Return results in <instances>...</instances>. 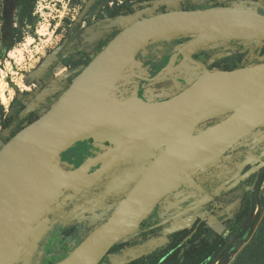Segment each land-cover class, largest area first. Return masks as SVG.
Returning a JSON list of instances; mask_svg holds the SVG:
<instances>
[{
    "label": "water",
    "instance_id": "95a60500",
    "mask_svg": "<svg viewBox=\"0 0 264 264\" xmlns=\"http://www.w3.org/2000/svg\"><path fill=\"white\" fill-rule=\"evenodd\" d=\"M97 1L88 0L82 15ZM168 1H158L154 8ZM141 16L137 12L109 19L105 28L124 29L76 76L49 111L1 147L0 264L32 257L62 198L89 187L125 161L138 159L159 138L173 134L167 150L149 164L109 217L57 263L100 264L113 246L137 230L160 200L264 126V63L217 72L196 63L201 74L170 101L147 103L131 98L121 102L116 97L125 69L148 43L191 37L182 50L185 56L211 43L254 41L260 45L264 43V14L233 4ZM60 49L48 55L30 78L41 77L57 60ZM228 112L233 114L226 121L191 134L207 118ZM88 143L101 152L76 168L60 170L65 151ZM263 166L264 159L255 170ZM219 193L220 189L214 195Z\"/></svg>",
    "mask_w": 264,
    "mask_h": 264
},
{
    "label": "flooded vegetation",
    "instance_id": "af4514ba",
    "mask_svg": "<svg viewBox=\"0 0 264 264\" xmlns=\"http://www.w3.org/2000/svg\"><path fill=\"white\" fill-rule=\"evenodd\" d=\"M170 1L172 7L166 4L160 5L158 8H154V4L149 6L137 4L127 7L129 3L133 2L128 1L120 2L116 7L105 6L103 10H97L95 3L83 14L81 21L86 20L94 26L96 35L89 41L86 38L63 37L58 57L88 61L87 66L124 29L123 27L105 28L106 19L134 15L137 12H142L140 19H144L170 11H191L216 6H233V4H243L245 8L252 9L257 5H259V9L264 6V3H260L258 0H205L208 5L203 4L202 6L199 4L204 0ZM33 2L35 0L31 1V3ZM194 4L198 6L191 7ZM259 9L258 12L264 14V11ZM190 40L191 37L180 36L171 40L150 42L141 48L136 55L135 63L125 69L122 79L116 85L118 101L126 102L131 98L142 99L147 103L170 101L190 87L187 84L188 81L196 79L201 74L202 69L196 68V63L204 66L209 72L233 71L264 63V43L260 45L254 41L211 43L190 51L188 56H185L182 50ZM98 47L99 50L96 49ZM96 50H98L96 54H91ZM172 57L174 58L170 63ZM232 114V112H228L207 118L197 125L191 134L197 135L218 125L226 121ZM34 117L36 118L35 115ZM25 124L22 125L25 126ZM263 134L264 126L255 129L250 135L226 151L216 164L199 172L192 177L191 181L160 200L139 228L142 229L144 223L150 219L156 220V223L137 231L142 236L139 241L142 240L145 246L151 241H156L158 242L156 248L152 252L142 253L121 264L132 262L135 264H216L231 249L232 244L240 237L242 231L247 229L251 213L255 208L258 190L264 183L261 181L264 176V166L255 170L259 166L260 160L264 159ZM173 139V134L162 136L152 149L144 150L138 160L136 158L125 161L120 166L113 168L109 172L111 174L108 175L109 177L104 176L105 179L104 177L100 179L103 186H112L137 177L124 196L117 203L112 204L111 212L127 196L149 164L167 150ZM106 145L108 146V143ZM68 152L73 154H68ZM99 152L101 150L92 146V143L79 145L62 154L61 165L66 171H69ZM152 154L151 159L141 160L142 157ZM118 169L120 171L112 173ZM214 183V186L211 185ZM219 189L220 193L215 196V191ZM199 190H204L202 200L208 196L211 199L199 204L200 199L196 198ZM190 199H194V201L189 203ZM61 202L64 203L63 198ZM180 206L182 208L179 211L168 214L169 211ZM205 217H214V219L210 222ZM189 219L191 221L186 222ZM184 221L186 226L172 230L176 223ZM246 221L247 224L242 227ZM220 226L227 229L228 235L224 236L217 231L216 228ZM234 235L236 237L229 243ZM216 240H218L219 250L214 256H211V259L207 254L209 250L211 253L215 251L209 249V246L212 248L216 245ZM116 245L118 250L108 254L107 257L128 249L123 240ZM201 259L204 260L199 262L198 260Z\"/></svg>",
    "mask_w": 264,
    "mask_h": 264
},
{
    "label": "rangeland",
    "instance_id": "374dc122",
    "mask_svg": "<svg viewBox=\"0 0 264 264\" xmlns=\"http://www.w3.org/2000/svg\"><path fill=\"white\" fill-rule=\"evenodd\" d=\"M128 1L133 2L127 7L137 4L149 6L162 0H98L96 9L103 10L105 6L116 7L118 3ZM87 2L88 0H35L30 4L32 12L28 21H21L17 16L20 0H0V149L12 138V132L19 124V120L29 114L40 118L49 111L62 95L61 93L71 85L88 63V61L58 57L49 67V71H46L47 73L39 78H30L42 61L61 45L63 37L86 38L89 41L96 35L94 26L86 20L81 21L83 8ZM170 2L168 1L166 5L172 7ZM258 2L264 3V0ZM200 3V6L208 5L205 0ZM238 5L245 8L243 4ZM197 6V4L191 5V7ZM254 9L258 11L259 7L256 6ZM259 10L264 11V6ZM108 20L106 19L107 23ZM20 25H25L22 28V40H8V28H19ZM3 26L8 30L5 34L2 33ZM16 36L18 37L19 33ZM96 49L99 50V47ZM98 50L92 51L91 54H96ZM6 123L8 126H5ZM68 154L73 153L68 152ZM152 156L153 154L142 157L141 160L151 159ZM59 167L60 170H65L61 164ZM117 171L120 170L112 173ZM108 175L111 174L108 173L105 177H109ZM136 180L137 177H132L127 182L112 186H103V182L99 180L100 182H94L89 187L71 194L70 197L63 198L64 203L61 204L59 211L51 216L48 228L40 236L32 257L28 260L26 256H22L16 264H57L62 261L109 217L112 204L117 203ZM211 185L214 186L215 183ZM203 195L204 190H199L196 197L200 199L199 204L203 201L201 199ZM192 201L194 199L188 202ZM181 208L182 206L176 207L168 214ZM205 218L210 222L214 219V217ZM190 221L191 219L186 222ZM263 222L264 183L258 190L255 208L251 213L247 229L216 264H236L239 255L254 243ZM153 223H156V220L150 219L144 223L142 229L138 227V230L123 240L128 249L106 257L101 264H121L142 253L152 252L158 242L151 241L145 246L142 240L139 241L142 236L137 231L146 229ZM186 225L185 221L176 223L172 230ZM216 229L224 236L228 235L224 227L220 226Z\"/></svg>",
    "mask_w": 264,
    "mask_h": 264
},
{
    "label": "trees",
    "instance_id": "16d2710c",
    "mask_svg": "<svg viewBox=\"0 0 264 264\" xmlns=\"http://www.w3.org/2000/svg\"><path fill=\"white\" fill-rule=\"evenodd\" d=\"M32 0H20V9L17 13V16L19 17V19L21 21H28V17H30L31 14V7L30 4ZM4 18V17H3ZM22 24V23H21ZM25 25H20L19 28H13L10 27L9 32H7L8 30H6V27L3 26L2 27V33L5 34L6 32L9 33V37L8 40L10 41H14V40H22V28H24ZM19 33V36L17 37L16 35ZM12 118V117H10ZM10 118L8 119L7 123L9 124L10 122ZM37 118L34 117V115L29 114L28 116H26L25 118H23L22 120H19V125L15 128V130L12 132V137L15 136L20 130H22L25 126L31 124L32 122L36 121ZM7 123L5 124V126H8ZM23 123H26L25 126L22 125ZM77 164V163H76ZM262 182H264V176L261 179ZM245 230L242 231V233ZM241 233V234H242ZM218 240H216V245H214L212 248L211 246H209V249H212L215 252H210L207 254L208 257L211 258V256H214L215 253H217V251L219 250V248L217 247L219 244L217 243ZM118 250V246L115 245L113 246V248L110 250L109 254H112L114 252H116ZM212 259V258H211ZM204 259L198 260L199 262H202ZM198 263V262H196ZM129 264H135V262L129 263ZM236 264H264V222L262 224V226L259 229V232L256 236V239L254 241V243H252V245H250L248 248H246V250H244V252L241 253V255H239Z\"/></svg>",
    "mask_w": 264,
    "mask_h": 264
},
{
    "label": "bare ground",
    "instance_id": "6f19581e",
    "mask_svg": "<svg viewBox=\"0 0 264 264\" xmlns=\"http://www.w3.org/2000/svg\"><path fill=\"white\" fill-rule=\"evenodd\" d=\"M65 171V170H64Z\"/></svg>",
    "mask_w": 264,
    "mask_h": 264
}]
</instances>
